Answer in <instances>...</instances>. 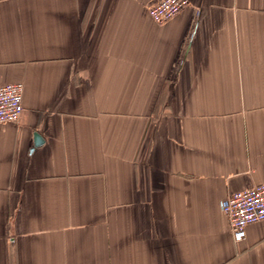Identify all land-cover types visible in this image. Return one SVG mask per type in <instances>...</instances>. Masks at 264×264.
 Instances as JSON below:
<instances>
[{
    "label": "crops",
    "instance_id": "crops-1",
    "mask_svg": "<svg viewBox=\"0 0 264 264\" xmlns=\"http://www.w3.org/2000/svg\"><path fill=\"white\" fill-rule=\"evenodd\" d=\"M151 1L0 0V264H264V0Z\"/></svg>",
    "mask_w": 264,
    "mask_h": 264
},
{
    "label": "built area",
    "instance_id": "built-area-1",
    "mask_svg": "<svg viewBox=\"0 0 264 264\" xmlns=\"http://www.w3.org/2000/svg\"><path fill=\"white\" fill-rule=\"evenodd\" d=\"M189 3V0H152L146 10L155 23L163 24ZM22 92V82L0 84V124L19 119L23 110ZM221 209L227 218L232 239L242 240L247 225L264 221V181L230 193Z\"/></svg>",
    "mask_w": 264,
    "mask_h": 264
},
{
    "label": "water",
    "instance_id": "water-1",
    "mask_svg": "<svg viewBox=\"0 0 264 264\" xmlns=\"http://www.w3.org/2000/svg\"><path fill=\"white\" fill-rule=\"evenodd\" d=\"M34 136H35V142L37 144V142H39L40 138H39V136L37 134H35Z\"/></svg>",
    "mask_w": 264,
    "mask_h": 264
}]
</instances>
